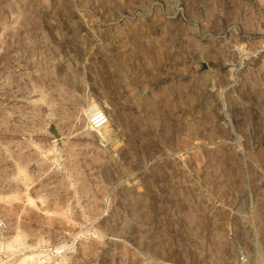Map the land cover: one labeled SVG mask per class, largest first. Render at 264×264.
<instances>
[{"label":"rangeland","instance_id":"374dc122","mask_svg":"<svg viewBox=\"0 0 264 264\" xmlns=\"http://www.w3.org/2000/svg\"><path fill=\"white\" fill-rule=\"evenodd\" d=\"M0 219L39 264H264V0H0Z\"/></svg>","mask_w":264,"mask_h":264},{"label":"bare ground","instance_id":"6f19581e","mask_svg":"<svg viewBox=\"0 0 264 264\" xmlns=\"http://www.w3.org/2000/svg\"><path fill=\"white\" fill-rule=\"evenodd\" d=\"M27 203L34 204V201L28 197ZM13 233L14 234H12L11 236L10 235H8L7 237L2 236V240L0 239L1 250L2 251L10 250L9 254L20 253L22 257H18L17 263L15 264H23L27 260L31 262V264H39L41 262V259L39 257L40 252L38 251V249L39 246L41 247V245L38 244H40L41 240L37 239L39 242L38 241L33 242L31 239H28V236H30V234L26 233L24 230L18 227ZM5 256L7 255L6 254H4L3 256L1 255L0 263L1 261H3V258Z\"/></svg>","mask_w":264,"mask_h":264},{"label":"built area","instance_id":"2783aa9c","mask_svg":"<svg viewBox=\"0 0 264 264\" xmlns=\"http://www.w3.org/2000/svg\"><path fill=\"white\" fill-rule=\"evenodd\" d=\"M2 227H3V224H2V221H1V219H0V230L2 229ZM1 232V231H0ZM2 253V250H1V246H0V254Z\"/></svg>","mask_w":264,"mask_h":264}]
</instances>
